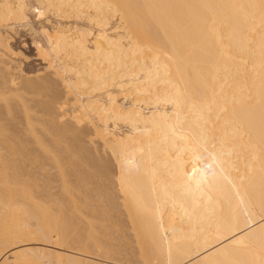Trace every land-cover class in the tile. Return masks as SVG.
I'll use <instances>...</instances> for the list:
<instances>
[{
	"label": "bare ground",
	"instance_id": "bare-ground-1",
	"mask_svg": "<svg viewBox=\"0 0 264 264\" xmlns=\"http://www.w3.org/2000/svg\"><path fill=\"white\" fill-rule=\"evenodd\" d=\"M35 1L0 23L96 31L46 27L21 89L0 34V264H264V0Z\"/></svg>",
	"mask_w": 264,
	"mask_h": 264
},
{
	"label": "rangeland",
	"instance_id": "rangeland-1",
	"mask_svg": "<svg viewBox=\"0 0 264 264\" xmlns=\"http://www.w3.org/2000/svg\"><path fill=\"white\" fill-rule=\"evenodd\" d=\"M28 2L31 4V5H33L34 7L36 6H38V4H36V1L35 0H28ZM35 3V4H34ZM30 5V6H31ZM33 6L32 7H29L28 8V15H29V17L31 18L30 19V21L33 23H31L30 22V24H14L12 21V24H10V25H14L13 26V28H11L10 29V27L9 28H7L5 25H3V24H1L0 23V34L2 33L3 35L5 34H7V37L8 36H10V37H8V39L9 40H7V42H8V44L10 45L9 47V49H11L10 50V53H11V55H12V57H11V55H10V53L8 52L9 51V49H8V51H7V53H9V54H7L9 57H11L10 59L9 58H7L8 56L6 55V59H8L9 61H11L12 62V64L14 63V66H10V69L9 70H11V74L15 71L14 69H20L21 71H19L18 73H16L17 71H15L14 73H16V74H20V75H17L16 76V74L14 75V79H17L18 81L16 82V80H14L15 81V83L17 84L19 81L21 82V81H23L24 80V82H19L18 84H17V86L18 87H20V88H18L17 87V89H21V88H23V85L26 83L25 81H29L30 79V81H36V82H39V79H45L46 77H45V73H46V76L48 77V76H50L51 77V75H52V77H54L55 75H54V73H53V69H52V67L50 68L49 66V61L42 55V54H39V52H38V50H36L37 49V45H36V43H35V40L36 41H42V39L44 38L43 37V35H42V32H43V30L47 27L50 31H52V29L54 28V27H56V26H59L60 24H64V22H67L68 24L67 25H69L70 27L72 26V27H74V26H77V28L78 27H81V28H84V29H86V30H88V31H90L91 32V34H90V36H89V38H90V41L92 40V35L93 34H95V31H96V27L95 26H93V24H89V21L87 20V18H75V17H70V18H56V17H51L50 19H49V21H43L42 22V19H38L37 20V15L35 16L33 13H32V9L34 10V8H33ZM37 13V12H36ZM32 14V15H31ZM35 17H34V16ZM73 18V19H72ZM35 19V20H34ZM66 19V20H65ZM71 19V20H70ZM36 20H37V22H36ZM70 20V21H69ZM85 20V21H84ZM34 21V22H33ZM88 21V22H87ZM42 22V23H41ZM44 22H45V24H44ZM79 23V24H78ZM43 25V26H41V25ZM2 26V27H1ZM26 27V28H25ZM92 27V28H91ZM95 27V28H94ZM15 28V29H14ZM43 28V29H42ZM32 29V30H31ZM13 30V31H12ZM18 30H19V32H18ZM3 31V32H2ZM8 32V33H7ZM14 32V33H13ZM30 34H29V33ZM34 32V33H33ZM36 32V33H35ZM33 37H34V39H33ZM11 38V39H10ZM15 41V42H14ZM14 42V43H13ZM15 51V52H14ZM18 51V52H17ZM13 53V54H12ZM15 55H17V56H15ZM41 55V56H40ZM37 56H39V57H37ZM24 57V58H23ZM36 57V58H35ZM41 57V58H40ZM26 58H27V60H26ZM17 59V60H16ZM22 59H24V60H22ZM43 59V60H42ZM7 60V61H8ZM14 62H13V61ZM21 60V61H20ZM6 61V62H7ZM7 62L8 64L10 63V62ZM16 61V62H15ZM31 61V62H30ZM45 61V62H44ZM46 61H48V62H46ZM22 62V63H21ZM20 63V64H19ZM7 64V66H8V68H9V65ZM11 64V65H12ZM18 64V65H17ZM27 64V65H26ZM20 65V66H19ZM23 65H24V67H23ZM30 65V66H29ZM36 65V66H35ZM19 67V68H18ZM12 68V69H11ZM45 68V69H44ZM12 70H13V72H12ZM44 70V71H43ZM48 72V73H47ZM50 72H52L50 75H49V73ZM32 73V74H31ZM22 74H24V75H22ZM28 74V75H27ZM34 74V75H33ZM43 74V75H42ZM13 75V74H12ZM23 77H22V76ZM40 75V76H39ZM54 75V76H53ZM20 76L22 77V78H24V76H26V78H24V79H20ZM32 76V77H31ZM38 76V77H37ZM41 77V78H40ZM42 77H44V78H42ZM19 78V79H18ZM29 78V79H28ZM39 78V79H38ZM23 83V84H22ZM57 83H60V82H57ZM60 86H62V84L60 83ZM63 88H64V86H62ZM62 87H61V91H65V90H63L62 89ZM22 90H24V91H26V94L24 95L23 94V92H22ZM22 90H19V93H18V90H16L15 91V93L14 94H17L18 93V95H24V96H26V95H28L29 93V97H27L28 99L30 98L31 99V97H34V95H36L35 93H33L34 95L33 96H30V95H32V92H28L27 90H25V89H22ZM14 91V90H13ZM8 92V91H7ZM6 92V94L7 95H12L11 93H10V91L7 93ZM62 92V94L63 95H65L64 93ZM28 93V94H27ZM13 94V95H14ZM26 97H23V99L24 100H26L27 98ZM40 99H42L41 97H39ZM29 99V100H30ZM29 102V101H28ZM67 107H69V104L68 105H66ZM35 110H33V112H34ZM36 113L34 114L33 113V124L35 123H38L37 121L35 122V119L36 118H40L41 117V112H37V111H35ZM39 114V117L36 115V114ZM35 115V116H34ZM34 117H36V118H34ZM38 120V119H37ZM39 121V120H38ZM39 124V123H38ZM37 125V124H36ZM38 126V125H37ZM37 126H35V128L37 127ZM39 126H41V123H40V125ZM38 126V127H39ZM39 131H41V128H37ZM58 189V188H57ZM56 189V190H57ZM59 190V189H58ZM66 244V243H65ZM68 244V243H67ZM23 245H24V247H31L32 248V250H34V251H36L37 252V255H38V253H39V255H42V256H44V258L43 259H41L40 261H41V264H46V263H44V261H47V256H46V254L48 253V250H50V249H52V250H57V251H59L58 250V248H55V247H53L52 246V244L50 245V244H48L46 241H35V240H32L31 242H25V243H23ZM68 245H70V244H68ZM33 251V252H34ZM55 251H53L52 252V254H54V252ZM60 251H63V252H66V254L68 253V251H65V250H60ZM35 253V252H34ZM70 253V252H69ZM56 254V253H55ZM65 254V253H64ZM35 256V255H34ZM46 256V257H45ZM54 256V255H53ZM52 256V257H53ZM82 257H87L88 259H91L90 260V262L92 261L93 263H94V261L96 262V263H94V264H127V260L125 259V261H124V259H123V261L122 262H120V260H122V258H119V260H113L112 258H111V260H106L104 257H100V256H97L96 258L95 257H93L92 255H90L89 257L88 256H82ZM101 258V259H99V258ZM11 259V258H10ZM53 260H54V258H52ZM104 259V260H103ZM55 261V260H54ZM56 262V261H55ZM55 262H54V264H55ZM99 262V263H98ZM120 262V263H119ZM129 264V263H128Z\"/></svg>",
	"mask_w": 264,
	"mask_h": 264
}]
</instances>
